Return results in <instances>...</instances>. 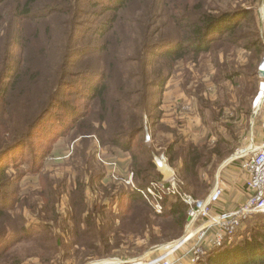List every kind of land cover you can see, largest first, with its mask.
Segmentation results:
<instances>
[{"label":"trees","instance_id":"obj_1","mask_svg":"<svg viewBox=\"0 0 264 264\" xmlns=\"http://www.w3.org/2000/svg\"><path fill=\"white\" fill-rule=\"evenodd\" d=\"M233 1L238 3L232 9L214 0H0V239L5 241L0 247V261L8 258V245L29 241L43 228L39 225L40 231H35L24 223L15 207L17 190L6 172L12 153L35 137L50 115L56 121L55 131L45 130L42 139L52 141L55 132L60 137L72 134L83 140L95 136L104 148L119 150L118 157L125 160L118 163L119 171L132 173L139 189L161 180L154 159L163 151L182 188L196 199L206 196L198 181L206 158L200 148L206 147L175 140L156 152L143 142V123L147 121L153 129L159 126V91L164 89L173 66L189 56L196 60L216 53V66L227 70L229 51L245 50V68L256 77L249 98L257 96L262 80L258 64L264 55L253 9L259 0ZM73 70L81 71L83 84L79 88L86 86L85 90L78 89L87 100L82 111L73 104L76 100L71 101L77 93L66 88L69 80L77 77ZM224 77L229 78L228 73ZM63 111L70 114L66 121ZM216 154L221 155L220 151ZM44 158L39 155L33 171L40 170ZM112 185L117 186L111 187L113 191L119 189L113 199L124 207L125 221L134 217L146 229L154 223L151 217L168 223L170 219L172 234H182L188 219L184 204L164 197L163 211L156 214L124 184ZM70 198L71 206L82 204L81 194ZM251 219L243 220L237 228L244 227L241 236L237 237L236 230L220 247L207 250L197 264H264V222L253 224ZM71 221L65 227L71 231V240L64 248L93 232L104 253L111 250L109 239L117 236L116 231L110 234L114 219L107 221L108 228H97L91 217ZM61 241L60 236L54 238V244ZM88 249L91 252L86 258L100 255L98 246Z\"/></svg>","mask_w":264,"mask_h":264},{"label":"rangeland","instance_id":"obj_2","mask_svg":"<svg viewBox=\"0 0 264 264\" xmlns=\"http://www.w3.org/2000/svg\"><path fill=\"white\" fill-rule=\"evenodd\" d=\"M214 2H222L224 8L231 5L232 9L238 3L233 0ZM241 6L246 7L245 4ZM222 7L219 6L221 10H226ZM253 9L258 34L264 46V0H259ZM3 27L6 29L7 25ZM229 53L227 70L216 66V53L201 55L196 60L189 56L177 62L164 89L159 91L162 95L159 126L153 129L149 128L147 121L143 123L144 129L146 128L143 142L156 152L175 140L184 145L193 143L198 147H206L200 148V152L204 150L202 154L206 158H203L204 168L199 172L198 180L202 187L200 191L206 196L216 180L220 181L224 190L232 178H238L233 175L237 173L235 168H239V161L234 158L241 150L252 147L250 141L249 144L245 143V138L252 134L255 139L264 133V104L258 109L254 101L256 95L253 99L249 98L254 93L256 77L245 68L248 63L247 52L243 49H231ZM222 59V55H219V60ZM73 71L77 77L71 78L66 88L77 93L71 101L76 100L73 104L77 105V111H82L87 100L81 97V91L86 86L79 88L83 84L79 76L81 71ZM227 73L229 78L224 77ZM62 115L65 121L70 117L66 111ZM153 115L156 114L153 112ZM55 124L53 115H50L42 122L36 136L26 140L20 149L12 153L11 166L6 176L13 181L17 190L15 197L18 202L15 207L24 217L25 224L35 227V231H40L39 225H43V228L40 233L28 238L29 241L8 245V258L0 261V264H101L109 261L134 264L140 260H153L170 252L166 247L177 244L175 241L184 236L185 228L176 237L170 230L173 225L170 219L168 223L151 217L153 225L144 229L140 222L133 220L134 217L127 221L122 218L124 207H119L113 199L119 189L113 191L111 187L117 186L112 183L116 182L110 179L109 170L99 160L101 158L103 161L115 162L119 168L118 163L125 161L118 157L119 150L104 148L95 136L83 140V137L77 138L72 134L60 137L55 132L52 141L42 139L45 130L55 131ZM154 130L155 134L152 133ZM219 151L220 156L216 154ZM39 155H45L46 158L43 159L40 170L33 171L31 167L39 161ZM171 170L173 171L172 168ZM173 172L175 174V170ZM239 175L242 176L240 173ZM243 185L245 188V179ZM184 192L196 199L186 190ZM75 193L83 196L82 204L71 206L70 197ZM124 201L125 199L122 204ZM151 212L153 213L152 210ZM74 217L95 218L97 228H108L107 221L114 219L115 226L110 234L113 235L116 231L117 236L109 239L111 250L104 253L93 232L89 233L88 238L77 240L76 245L64 248L71 240L68 238L71 231L65 230V227ZM253 217L249 222H264V219H260L264 216ZM191 233L188 228L186 234L190 236ZM243 233L244 227L239 228L237 237ZM59 236L61 243L54 244V238L59 239ZM4 244L5 241L0 239V247H4ZM93 245L100 248V255L86 258L91 252L88 248Z\"/></svg>","mask_w":264,"mask_h":264},{"label":"built area","instance_id":"obj_3","mask_svg":"<svg viewBox=\"0 0 264 264\" xmlns=\"http://www.w3.org/2000/svg\"><path fill=\"white\" fill-rule=\"evenodd\" d=\"M259 71L264 72V57L259 65ZM261 79L254 101L261 99V104H264V78ZM237 155L234 160L239 161V168L245 177L246 199L236 209L216 214L211 213V207L223 194L220 181H215L204 199H194L184 192L182 182L169 167L164 153L154 159L156 169L162 176L161 180L150 183L144 189L135 186L132 173L121 174L117 163L99 159L109 170L111 180L124 184L130 192L140 195L156 214L163 211L161 201L164 197L174 198L187 207L185 234L179 243L166 247L170 252L167 251L156 259L140 260L134 264H197L207 250L218 248L225 238H231L243 220L264 215V141L258 147L241 150ZM188 228L192 234L185 237ZM104 264L123 263L109 261Z\"/></svg>","mask_w":264,"mask_h":264},{"label":"crops","instance_id":"obj_4","mask_svg":"<svg viewBox=\"0 0 264 264\" xmlns=\"http://www.w3.org/2000/svg\"><path fill=\"white\" fill-rule=\"evenodd\" d=\"M261 103L262 101L258 104H255L256 108L259 109ZM249 141L252 147H258L264 141V133H262L260 137H256L255 139L252 137V134H250L248 138H245V143L248 142L249 144ZM235 169L237 173L236 174L233 173V175L238 176V178L237 179L232 178L229 183V186L224 188L221 198H219L217 202L213 203L211 207V213L216 214V213H223L226 211H230L236 209L238 206L244 203L247 196L246 190L243 185L245 177L241 172L240 168H235ZM239 173L242 174V176L239 175ZM188 236L189 234L185 235V237Z\"/></svg>","mask_w":264,"mask_h":264},{"label":"water","instance_id":"obj_5","mask_svg":"<svg viewBox=\"0 0 264 264\" xmlns=\"http://www.w3.org/2000/svg\"><path fill=\"white\" fill-rule=\"evenodd\" d=\"M258 74H259V77H260V78H264V72L259 71ZM145 131H146V128H145ZM180 239H181V238H180ZM180 239H179V240H180ZM179 240H178V241H175V242H179Z\"/></svg>","mask_w":264,"mask_h":264},{"label":"bare ground","instance_id":"obj_6","mask_svg":"<svg viewBox=\"0 0 264 264\" xmlns=\"http://www.w3.org/2000/svg\"><path fill=\"white\" fill-rule=\"evenodd\" d=\"M261 102V99H257L256 101H255V104H258V103H260Z\"/></svg>","mask_w":264,"mask_h":264}]
</instances>
